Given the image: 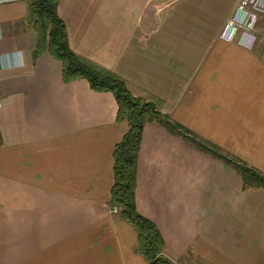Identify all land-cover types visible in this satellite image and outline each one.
Masks as SVG:
<instances>
[{
	"label": "crops",
	"instance_id": "crops-1",
	"mask_svg": "<svg viewBox=\"0 0 264 264\" xmlns=\"http://www.w3.org/2000/svg\"><path fill=\"white\" fill-rule=\"evenodd\" d=\"M237 1L60 0L57 13L76 56L264 175V15L251 49L221 40ZM30 3L0 0V264H147L111 213L127 124L110 92L64 83L47 53L32 63ZM135 202L174 264H264V190L157 121L144 125Z\"/></svg>",
	"mask_w": 264,
	"mask_h": 264
},
{
	"label": "trees",
	"instance_id": "trees-1",
	"mask_svg": "<svg viewBox=\"0 0 264 264\" xmlns=\"http://www.w3.org/2000/svg\"><path fill=\"white\" fill-rule=\"evenodd\" d=\"M59 1L32 0L30 3L32 25L36 33L31 61L35 63L40 56L47 53L61 63L64 83L84 79L93 91L110 92L114 96L117 107L115 121L126 123L127 130L114 146L112 153L113 183L110 204L118 209L117 216L135 229L137 251L147 264H174L163 255L164 241L156 226L136 210L138 153L146 122L157 121L172 135L232 167L240 175L244 188L264 190V175L221 153L218 148L205 144L189 130L160 114L152 103L134 98L122 79L76 56L69 47L65 24L57 13Z\"/></svg>",
	"mask_w": 264,
	"mask_h": 264
},
{
	"label": "built area",
	"instance_id": "built-area-1",
	"mask_svg": "<svg viewBox=\"0 0 264 264\" xmlns=\"http://www.w3.org/2000/svg\"><path fill=\"white\" fill-rule=\"evenodd\" d=\"M262 15H264V0H238L235 10L220 33L221 40L235 42L241 47L251 49L257 40L255 29ZM111 213L117 214L118 209L113 208Z\"/></svg>",
	"mask_w": 264,
	"mask_h": 264
},
{
	"label": "rangeland",
	"instance_id": "rangeland-1",
	"mask_svg": "<svg viewBox=\"0 0 264 264\" xmlns=\"http://www.w3.org/2000/svg\"><path fill=\"white\" fill-rule=\"evenodd\" d=\"M32 1V0H31ZM264 17V16H263ZM259 24H258V22H257V24H258V26H259V28H262L263 27V25H264V20L262 21L261 20V18H260V20H259ZM226 24V23H225ZM225 24H224V26H225ZM257 24H256V27H257ZM224 26L222 27V29H221V31L223 30V28H224ZM221 31H220V33H221ZM220 33H219V38H220ZM221 39V38H220ZM233 43V42H232ZM237 44V43H236ZM238 45V44H237ZM240 46V45H239ZM194 135V134H193ZM195 136V135H194ZM199 140H201V139H199ZM202 141V140H201ZM202 142H204V141H202ZM205 144H207L208 142H204ZM207 145H212L211 143H208ZM221 153H223V154H225L223 151L221 152ZM227 155V154H226ZM229 156V155H228ZM229 157H231V156H229ZM236 159V158H235ZM236 160H238L239 161V159H236ZM241 161V160H240ZM239 161V162H240ZM245 163V162H244ZM246 165H247V163H245ZM232 168V167H231Z\"/></svg>",
	"mask_w": 264,
	"mask_h": 264
}]
</instances>
